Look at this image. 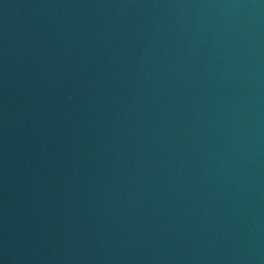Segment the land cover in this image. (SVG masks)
<instances>
[{
  "label": "water",
  "instance_id": "obj_1",
  "mask_svg": "<svg viewBox=\"0 0 264 264\" xmlns=\"http://www.w3.org/2000/svg\"><path fill=\"white\" fill-rule=\"evenodd\" d=\"M0 264H264V0H0Z\"/></svg>",
  "mask_w": 264,
  "mask_h": 264
}]
</instances>
